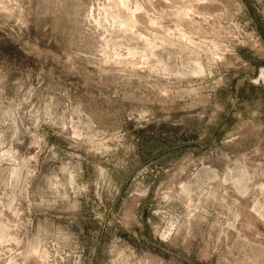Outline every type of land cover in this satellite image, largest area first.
Masks as SVG:
<instances>
[{
  "label": "clouds",
  "instance_id": "obj_1",
  "mask_svg": "<svg viewBox=\"0 0 264 264\" xmlns=\"http://www.w3.org/2000/svg\"><path fill=\"white\" fill-rule=\"evenodd\" d=\"M0 264H264V0H0Z\"/></svg>",
  "mask_w": 264,
  "mask_h": 264
}]
</instances>
